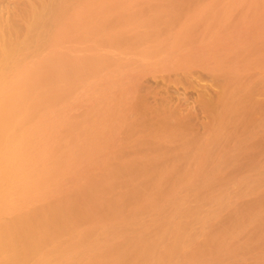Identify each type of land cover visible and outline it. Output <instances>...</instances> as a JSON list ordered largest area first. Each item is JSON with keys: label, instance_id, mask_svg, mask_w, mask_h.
Instances as JSON below:
<instances>
[{"label": "bare ground", "instance_id": "6f19581e", "mask_svg": "<svg viewBox=\"0 0 264 264\" xmlns=\"http://www.w3.org/2000/svg\"><path fill=\"white\" fill-rule=\"evenodd\" d=\"M85 1L18 0L14 5H6L5 14L0 13V264L216 262L224 255L219 253L222 240L218 239L217 234L211 236L208 252L199 247L196 249L188 243L195 242L194 236L188 235L182 224L172 223L165 216L164 207L169 204L177 210V194L181 182H192L198 190L202 187L198 182H206V187L212 191L214 182L225 179L224 174L219 176L212 173L213 168H222L224 162L218 160L210 168L207 163L213 156L212 151L217 141L230 132L224 130V127L236 123L238 116L244 113V99L232 97V91H227L224 86L216 94L218 96L214 95V99L204 97L210 99L203 107L211 113V131L203 137L182 138L184 142H181L178 152L170 150L168 144L181 133L184 134L188 126L186 129L185 122L182 124L180 119L174 118L173 112V117L170 113L162 114V111L151 108L144 101L135 106L138 117H133L131 123L150 130L145 139L133 134L127 139H121L118 137V130H101L98 125L96 130L93 129V115L89 116L92 112H84V118L81 116L83 119H77V113H71L69 101L73 103L72 99L76 96V77L88 74L97 65L100 69L102 62L96 59L98 62H95L100 63L95 65L94 60L72 56L69 50L63 49L67 47L70 36L77 32L76 37L86 35L90 26L96 22L99 24L103 23V19L110 18V21L114 18L119 24L123 16L120 18L118 11L121 13L124 10L116 4L120 0H116L113 8L119 6L118 11L116 8L110 11L112 5L107 7L106 4L105 13L104 9L96 12L92 5L91 10L96 11L87 12L91 6L88 8L87 5L86 10ZM92 1L89 2L93 4ZM97 1L102 0H95ZM77 8L81 11H77ZM107 11L116 15L118 12L119 18L116 19L112 16L114 14L106 13ZM88 17L89 21L95 18L94 23L89 22ZM97 19L99 22H95ZM169 22L170 20L166 24ZM113 26L115 28V23ZM100 31L102 36L103 30ZM168 32L171 30L166 26L143 35L134 33L127 37L124 33L120 34L127 38L119 37L121 41L118 40V44H122L120 46L127 50L119 51V48L118 52L121 54L115 56L118 57L116 60L123 62L122 64L126 62V65L134 69L131 64L136 66L140 60L135 62L134 59L137 58L133 57L131 60L132 56L128 58L127 55L142 54L143 49L155 44L154 37H167ZM113 33L118 39L117 34L115 36ZM107 48L105 47L106 50ZM138 50L142 51L138 53ZM156 51L150 48L147 56H142V60L145 61L146 57L149 60L156 59L171 50H164L161 54ZM173 52L177 53L176 50ZM97 53L95 54L99 55L101 52ZM105 56L102 57L106 58ZM165 57L164 54V59ZM123 58H126L125 62ZM139 63L136 70L141 72L146 62L143 66ZM84 82L82 79L81 87ZM228 84L232 85L228 80L223 85ZM236 85L234 82L232 87ZM80 90L82 91L81 88ZM147 113H153L154 116L150 118ZM97 117L99 118L96 116L95 120ZM249 122L253 120L250 119ZM247 133L250 137L256 134V130L248 129ZM123 140L126 143L120 142ZM237 145L242 154L253 158L255 147L247 145L246 137ZM141 146H145L144 150H141ZM252 166H255L254 160L249 168ZM152 211H157L156 222L166 225L167 229L161 228L156 236H152L149 226L145 224V233H133L140 214Z\"/></svg>", "mask_w": 264, "mask_h": 264}, {"label": "rangeland", "instance_id": "374dc122", "mask_svg": "<svg viewBox=\"0 0 264 264\" xmlns=\"http://www.w3.org/2000/svg\"><path fill=\"white\" fill-rule=\"evenodd\" d=\"M15 1L18 0H0V9H2L0 13L5 14V7L8 6V3L11 5ZM89 1H85L88 3H85L86 10L87 5L88 8L92 5L97 10L94 9L96 12H102L101 10L104 9L103 12L105 13L109 5H112L110 11L119 9L121 6L120 9L124 11L121 13L120 10L117 9V11L120 18L123 16V19L126 18L127 20L123 21L122 19L117 24L114 18L110 21V18L103 19L106 23L102 20L103 23L99 24L103 26H98L96 21L99 22V19L95 20L96 23H94L95 18L91 19L93 21H89L88 17L87 20L94 23L93 26H90L92 28L89 29L90 32L88 31L86 35H80V37H76L79 32L72 37L70 36L71 41H68L67 47L63 51L69 50L72 56H82L84 59L94 60V62L97 59L102 62H99L100 66L101 64L105 66H103L105 69L102 66L98 69L99 65L97 64L99 63L96 60L95 65L97 66L92 71L82 76L79 74L76 77L74 83L75 86H78L75 89L77 91L76 96H74V100L72 99L73 103L70 102L71 100L69 101L70 108L72 107L71 113H77L75 116L80 119L88 111L92 112L89 113V116L92 117L93 115L92 120L94 119V122L91 123V127L95 126L93 128L95 130L98 125L101 126L99 127L101 130H118V137L121 139H127L132 134L145 139L150 130L131 123V119L138 115L135 106L144 101L151 108L154 107L160 112L162 111V114L164 112L170 113V116L173 117V112L174 118L180 119L182 124L185 122V128L188 126V130H185L184 134L181 133L182 137H180L181 135L177 136L176 141L168 144L170 150L178 152L184 142L182 138L203 137L211 131V113L205 110L203 105L208 100L218 96L216 94L220 92L221 87L223 89L224 86L227 91H232V97L243 98L244 113L238 116L236 123L224 127V130H230V132H227L228 134L226 133L224 138L222 137L217 141L212 151V158H208L211 160L207 163L208 168L212 167L218 160L224 162L222 168L218 170L213 168L215 171L212 173L219 176L224 174L225 179L214 182L212 191L206 187V182H198L202 185L199 190L194 187L192 182H181L177 194V210L174 209L173 205L167 204L164 207V214L172 223H180L186 227L187 234L194 236L193 240L195 241L188 243L195 246L196 249L199 247L200 250L208 252L210 238L217 234L218 239L222 240V242L219 241L222 244L219 253L224 255L216 262L212 261L209 264H264V0H124V2L120 0L117 3L116 0L97 2L93 0L94 5ZM99 2H103L104 6L101 3L100 5ZM115 3L119 5L117 8L115 7L116 9L113 8ZM92 6L87 12H95L91 10L93 9ZM99 6H102V9ZM77 11H81V9L78 10L77 8ZM118 12L117 15L113 12L110 13L118 19ZM169 20L170 22L166 24ZM126 21H128L127 24ZM107 22H110V25ZM119 25L120 27H118ZM166 26L171 32H168L167 37H165L166 35L159 36L160 38L154 37L153 43L156 42L152 44L154 47L150 46V48L152 51L157 50L156 52H160V54L169 49L171 50L170 53L167 51L160 57L151 58V60L146 57L150 48L140 50L142 54L139 53V50L138 55L131 53L133 55H127L128 58L131 56V60L137 58L134 59L135 62L140 60L136 66L131 64L134 69L130 65H126V58H123L124 64L118 59L119 62H117L116 58L118 57L115 56L121 54L118 49L120 48L119 51L126 49L124 44L125 49L121 47L122 44H120L121 46L118 44L121 41L120 38L125 35L130 37L134 33L135 35H143L151 30L154 31ZM105 28L109 31L107 32ZM100 30H103L102 36L99 33ZM105 30L106 33L104 34ZM107 33L111 34L106 35ZM112 33L115 36L117 34L118 39ZM122 33L125 35H120ZM99 35L101 38H97ZM103 35H105L104 38H102ZM81 37L84 39H80ZM127 37L125 36V38ZM97 46L99 48H96ZM105 47H108L107 49L110 51L106 50ZM179 47L182 48L179 49ZM81 48L83 49L81 50ZM175 50L178 54L173 52ZM97 52L101 53L97 55ZM108 52H111L113 56L111 57ZM101 54L102 56L106 55V58L100 56ZM164 54L166 57L168 55L176 56L174 58L169 56V59L168 57L164 59ZM83 55L87 56L84 57ZM143 55H146L145 61L142 60ZM96 57H102V59ZM109 58L114 59L113 61L117 64L110 63L113 61ZM159 58L163 60L160 61ZM128 60L126 61L128 62ZM138 63L142 66L144 63L147 66L144 65L145 70L143 69L141 72L136 70ZM96 67L97 69H95ZM82 79L85 80V87L82 86L83 88L81 87ZM227 80L232 85H223ZM234 82L237 85L232 87ZM85 88L87 90L83 91ZM201 88L203 89L201 90ZM86 91L90 96L86 94ZM78 93L81 95L79 96ZM201 94L203 95L201 96ZM214 95L216 96L214 97ZM113 109H117V111L115 112ZM147 114L150 118L154 116L153 113ZM176 114L177 116H175ZM96 116L99 118L97 117L95 120ZM250 119L253 122H249ZM248 129L256 130V134L248 137ZM245 137L247 145L255 147L253 158L245 156L242 154V150L238 148L237 144ZM124 141L120 142L124 143ZM141 147V150H144L145 146ZM190 151L192 152V150ZM253 160L255 166L249 168ZM157 217V211L140 214L139 222L133 233H145L147 231L145 224L149 226V233L152 236H156L161 228L167 229L166 225L162 226L156 222Z\"/></svg>", "mask_w": 264, "mask_h": 264}]
</instances>
